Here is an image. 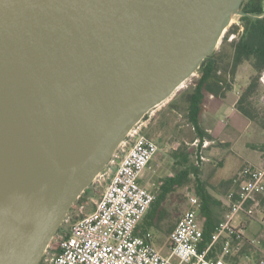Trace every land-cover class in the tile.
Listing matches in <instances>:
<instances>
[{
  "label": "water",
  "instance_id": "obj_1",
  "mask_svg": "<svg viewBox=\"0 0 264 264\" xmlns=\"http://www.w3.org/2000/svg\"><path fill=\"white\" fill-rule=\"evenodd\" d=\"M244 0H0V264H39L129 132Z\"/></svg>",
  "mask_w": 264,
  "mask_h": 264
},
{
  "label": "built area",
  "instance_id": "obj_2",
  "mask_svg": "<svg viewBox=\"0 0 264 264\" xmlns=\"http://www.w3.org/2000/svg\"><path fill=\"white\" fill-rule=\"evenodd\" d=\"M234 23L239 30L231 33L229 40L239 38L244 30L240 21ZM260 81L264 85V71ZM143 127L144 121L137 124L113 156L110 164L115 170L110 171L95 208L72 222L56 249L47 250L39 264H230L227 256L240 253L246 244L256 245L246 234L251 221L259 218L264 223V166L255 164H245L234 177L237 186L227 194L228 209L206 248L201 249V200L191 191L186 193L189 206L169 235L168 256L153 245L150 230L136 232L156 198L146 185L144 172L160 150ZM106 169L98 178L108 173ZM211 252L216 255L209 256Z\"/></svg>",
  "mask_w": 264,
  "mask_h": 264
},
{
  "label": "rangeland",
  "instance_id": "obj_3",
  "mask_svg": "<svg viewBox=\"0 0 264 264\" xmlns=\"http://www.w3.org/2000/svg\"><path fill=\"white\" fill-rule=\"evenodd\" d=\"M236 21H239V15L235 16L231 25ZM226 33L227 32H225V34ZM230 43L231 41L228 39L224 41L223 36L222 42L217 49H220L222 46L223 50L229 53L232 49ZM251 71L253 73L252 69ZM199 75L200 73L198 70V76ZM198 76H193V78L187 81V86L181 88L176 93L180 101L176 104V108H174L175 111L163 112L155 108L143 119L144 134L153 138L159 144L160 150L156 156L157 160L163 164V169L159 172L160 174L155 179L154 183L152 185H146L157 194L167 174L170 172L176 173L184 162V156H189V162H199L201 178L206 182L209 191L220 201V203L215 205L214 212L217 219L222 220L228 209L227 193L231 188H236L237 186L236 184H232V182L229 183L228 180L234 178L245 164L264 166V147L263 149H257L255 151L250 148L248 149L246 146V142L262 141L264 143V136L259 135L260 133L258 130H255L256 127L263 128L264 126V87L263 84H261L263 88H260L251 100L250 108L255 116V120H253V127L246 131L240 142V147H242L241 151H238V149L214 148V145L204 148L203 142L196 140V132L186 114V94L192 88V80L198 78ZM170 105L174 107L175 104ZM218 119L226 123L228 117L221 114L218 116ZM235 153L239 154V157H236ZM113 168L114 165L110 164L106 169L108 173L101 178L97 177L90 186L89 192L83 193L81 195L82 197L74 203L67 218L51 242L49 251L53 252L54 248L58 246L62 234L69 229L72 222L77 220L84 213H88L95 208L96 203L104 193L109 179L108 175ZM144 174L146 176L145 172ZM189 191L195 193L193 180L190 184L171 191L164 202L167 214L165 220L161 223L160 230L154 228L150 229L154 236L153 245L157 249H160L163 255L168 256L170 254L168 245L169 235L189 206V201L186 196V193ZM263 198L264 195L262 196V199ZM199 219L201 220L200 215ZM246 234L256 240V245L250 246L248 244L245 248V252L239 255L233 263L240 262L241 264H250L246 263V259L244 258L245 253L249 252L250 258L253 260L251 263L259 264L260 261L264 259V223H262L259 218L258 220L251 221L247 225Z\"/></svg>",
  "mask_w": 264,
  "mask_h": 264
},
{
  "label": "trees",
  "instance_id": "obj_4",
  "mask_svg": "<svg viewBox=\"0 0 264 264\" xmlns=\"http://www.w3.org/2000/svg\"><path fill=\"white\" fill-rule=\"evenodd\" d=\"M241 11L243 14L239 16V21L244 30L239 38L229 40L230 34L239 30V25L236 23L232 24L224 35V41L226 39L231 41V51L227 53L221 46L220 49H216L212 55L207 57L199 69L200 75L192 80V88L186 94L187 118L196 132V138L200 141L212 139L211 134L205 131L200 123V117L204 111L205 96L213 94L217 97H225L234 87L239 66L245 62L251 63L254 74L243 90L237 108L252 121L255 120L250 103L261 88L260 76L264 71V0H244ZM173 108H176V105ZM263 147L264 143L255 148L263 149ZM192 180L195 185V193L201 200L200 217L204 230L201 249L206 248L211 240L215 225L220 221L214 212L215 205L220 201L209 191L206 182L201 178L199 162H189V156H184L183 164L173 176L163 179L155 200L139 223L136 232L143 234L151 228L160 230L161 223L167 214V209L164 207L167 195L178 187L190 184ZM233 181L234 178L228 180L229 183H233ZM89 188L84 193L89 192ZM243 250L241 252H244ZM215 255L213 252L209 254V256Z\"/></svg>",
  "mask_w": 264,
  "mask_h": 264
},
{
  "label": "crops",
  "instance_id": "obj_5",
  "mask_svg": "<svg viewBox=\"0 0 264 264\" xmlns=\"http://www.w3.org/2000/svg\"><path fill=\"white\" fill-rule=\"evenodd\" d=\"M251 69L253 70V67L250 62H245L239 66L237 73H236L234 87L232 90H230L227 93L225 97L223 98L217 97L213 94H207L205 96L204 111L201 114L200 123L203 129L211 134L212 139L211 140L205 139L201 141L203 142L204 148H207L210 145H214V148L238 149V151H241L242 147H240V142L242 141L246 131L249 130L251 127H253V121L249 117L244 115L241 111L238 110L237 103L240 99V96L243 90L248 85L250 81V77L254 74V70L252 73ZM185 86H187V83L185 84ZM179 101H180L179 97H177V95L175 94L172 99L157 106L156 108H158V110H161L163 112L164 111H175L173 106H171L170 104L176 105L178 104ZM221 114H224L228 117L226 123L219 121L218 116ZM256 129L260 133L259 135L264 136L263 128L256 127L255 130ZM196 140H199V139L196 138ZM262 143H263L262 141L246 142V146L248 149L250 148L256 151L258 148H255V147ZM235 156L239 157V154L235 153ZM152 161L150 162V164L145 170L146 184L148 185L149 184L152 185L154 183L155 179L160 174L159 172H161L163 169V164L162 162L157 160V156H155V158ZM246 161H249V160H246ZM114 170H115V167L113 168V171ZM173 175L174 173L170 172L167 174V177L173 176ZM246 246L248 245L246 244L244 246L243 248L244 252H245ZM241 254H243V252H240V253H237L231 256H227L226 259L228 260L230 264H241L240 262L233 263V261H235L236 258ZM244 256H245L244 258L246 259L245 262L252 264L251 262H253V260L250 258L249 252L245 253Z\"/></svg>",
  "mask_w": 264,
  "mask_h": 264
}]
</instances>
